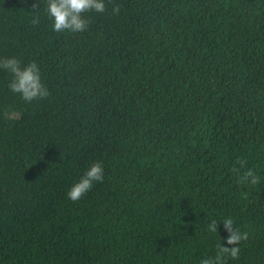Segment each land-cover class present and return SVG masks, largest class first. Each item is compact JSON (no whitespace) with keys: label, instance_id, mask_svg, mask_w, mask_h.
Instances as JSON below:
<instances>
[{"label":"trees","instance_id":"1","mask_svg":"<svg viewBox=\"0 0 264 264\" xmlns=\"http://www.w3.org/2000/svg\"><path fill=\"white\" fill-rule=\"evenodd\" d=\"M105 5L56 32L47 0H0V57L49 91L0 69V264H200L225 217L248 237L218 264H264V0Z\"/></svg>","mask_w":264,"mask_h":264},{"label":"clouds","instance_id":"2","mask_svg":"<svg viewBox=\"0 0 264 264\" xmlns=\"http://www.w3.org/2000/svg\"><path fill=\"white\" fill-rule=\"evenodd\" d=\"M105 0H47L46 12L52 20V29L56 32L68 30L70 32H82L88 26V18L84 13L94 10L104 12ZM113 12L118 13L119 7H114ZM33 24L39 23V16H33ZM0 69L7 70L12 74L8 87L13 93H19L25 101H32L49 95V91L41 78L40 67L36 62L23 63L16 56L0 57ZM248 175L253 183L257 177L249 170ZM104 170L100 163L91 165L88 170L75 182L67 191V197L72 201H78L86 195L94 185L103 183ZM229 233L221 243L219 253H228L231 257L239 254L238 244L241 240L247 239V232H240L234 227L231 218L225 217L221 221ZM220 222V223H221ZM219 223V224H220ZM218 222L212 220L208 228L215 232L218 229ZM220 254L215 259L202 258L200 264H218Z\"/></svg>","mask_w":264,"mask_h":264}]
</instances>
